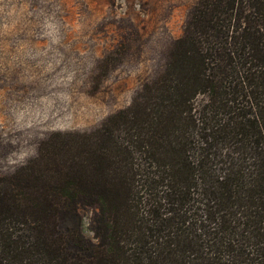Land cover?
Wrapping results in <instances>:
<instances>
[{
    "label": "trees",
    "instance_id": "obj_1",
    "mask_svg": "<svg viewBox=\"0 0 264 264\" xmlns=\"http://www.w3.org/2000/svg\"><path fill=\"white\" fill-rule=\"evenodd\" d=\"M0 264H264V0H196L128 106L0 174Z\"/></svg>",
    "mask_w": 264,
    "mask_h": 264
},
{
    "label": "rangeland",
    "instance_id": "obj_2",
    "mask_svg": "<svg viewBox=\"0 0 264 264\" xmlns=\"http://www.w3.org/2000/svg\"><path fill=\"white\" fill-rule=\"evenodd\" d=\"M196 0H0V174L125 108ZM92 211L79 230L93 239Z\"/></svg>",
    "mask_w": 264,
    "mask_h": 264
}]
</instances>
